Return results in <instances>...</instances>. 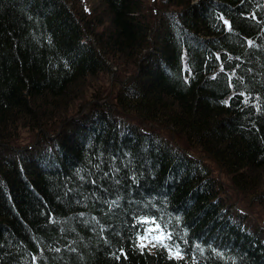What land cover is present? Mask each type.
<instances>
[{"label":"trees","instance_id":"1","mask_svg":"<svg viewBox=\"0 0 264 264\" xmlns=\"http://www.w3.org/2000/svg\"><path fill=\"white\" fill-rule=\"evenodd\" d=\"M97 1L0 0V264H264V0Z\"/></svg>","mask_w":264,"mask_h":264},{"label":"rangeland","instance_id":"2","mask_svg":"<svg viewBox=\"0 0 264 264\" xmlns=\"http://www.w3.org/2000/svg\"><path fill=\"white\" fill-rule=\"evenodd\" d=\"M98 3H99V1H97V0H95V1L87 0V9L90 10L91 8L93 9V7H98L99 6ZM149 7H151L152 10H154V11L158 10L157 4L153 0H149L148 1V8ZM114 71L117 72V73L119 72L120 73V78H122L121 77V75H122L121 72L123 73L122 69H115ZM112 78H113V75L111 77H109V79H107V80L99 79V80H96L95 82H93V84L95 85L94 95L96 97L98 95H100V97L106 99L107 102L116 100V98H117V88L114 86V83L111 81V80H113ZM99 87H101L100 90H99ZM89 97H90V95L88 96V98ZM79 109L80 108H75V110L73 109L74 111L72 110L73 111L72 114L77 112V111H80ZM211 167L214 168L215 174L219 177V179L225 181V184L227 186V190H229L230 194L233 195L236 199L238 198L240 200L241 196L238 193H235L234 190L229 188L230 187V181L227 178V175L221 173L218 170V168H216L213 164L211 165ZM250 203L248 201V204H250ZM250 205H252V204H250ZM247 211L251 212L252 215L257 219V221H259V223L261 222V223L264 224V207L258 206V204H253L252 207H248ZM154 237H157L156 234L146 238L143 241L144 247L151 248V249L154 248L155 246H153V245L156 244V241H155Z\"/></svg>","mask_w":264,"mask_h":264},{"label":"snow or ice","instance_id":"3","mask_svg":"<svg viewBox=\"0 0 264 264\" xmlns=\"http://www.w3.org/2000/svg\"><path fill=\"white\" fill-rule=\"evenodd\" d=\"M221 19H223V17H221ZM224 22L226 25L228 24L227 21H224ZM229 30H231L230 26H229ZM248 43H249V46L252 45L251 41H249ZM157 231H158L159 235L157 237H154L156 244L160 245L161 247H164L166 250H169L170 255L173 256V258L182 259L183 257L180 253L179 246H175V250L173 251L172 247H170L169 244H167L165 242L166 240H170L172 238V234L166 232L159 225H157ZM141 239H143V238H141ZM156 244H154L153 246H156ZM140 247H144V245L141 244Z\"/></svg>","mask_w":264,"mask_h":264},{"label":"bare ground","instance_id":"4","mask_svg":"<svg viewBox=\"0 0 264 264\" xmlns=\"http://www.w3.org/2000/svg\"><path fill=\"white\" fill-rule=\"evenodd\" d=\"M115 82H116V79L113 80L114 85L116 84Z\"/></svg>","mask_w":264,"mask_h":264}]
</instances>
